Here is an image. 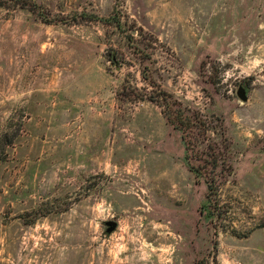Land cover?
<instances>
[{"label":"rangeland","instance_id":"374dc122","mask_svg":"<svg viewBox=\"0 0 264 264\" xmlns=\"http://www.w3.org/2000/svg\"><path fill=\"white\" fill-rule=\"evenodd\" d=\"M160 93L221 142L211 220ZM0 264H264V0H0Z\"/></svg>","mask_w":264,"mask_h":264},{"label":"trees","instance_id":"16d2710c","mask_svg":"<svg viewBox=\"0 0 264 264\" xmlns=\"http://www.w3.org/2000/svg\"><path fill=\"white\" fill-rule=\"evenodd\" d=\"M113 18L111 16L106 20L115 21L116 19ZM161 94L163 93L156 96L149 94L148 100L162 108L161 112L166 123L179 134L183 143L184 163L194 174L196 182L202 181L206 186L205 203L200 213L211 220L215 215L217 216L219 210V184L231 175V167L225 164L226 157L220 146L221 142L211 140L206 143L207 133L210 130L214 131L213 127L201 121L195 109L183 106L171 95Z\"/></svg>","mask_w":264,"mask_h":264},{"label":"water","instance_id":"95a60500","mask_svg":"<svg viewBox=\"0 0 264 264\" xmlns=\"http://www.w3.org/2000/svg\"><path fill=\"white\" fill-rule=\"evenodd\" d=\"M237 97L241 100V101H246L247 100V93H246V89L244 86L239 85V87L237 88L236 91ZM105 224L107 225V231L111 232L115 229L116 227V222L115 221H106Z\"/></svg>","mask_w":264,"mask_h":264}]
</instances>
